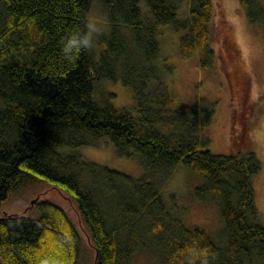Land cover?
<instances>
[{"label": "trees", "instance_id": "1", "mask_svg": "<svg viewBox=\"0 0 264 264\" xmlns=\"http://www.w3.org/2000/svg\"><path fill=\"white\" fill-rule=\"evenodd\" d=\"M236 1L249 23L264 25L261 0ZM93 3L108 29L97 49L68 63L60 41L85 30ZM212 14L211 0H0V201L32 196L41 184L59 187L90 244L60 205L37 199L33 213L0 214V264H130L149 248L157 264H264L253 187L259 159L252 151L211 153L201 131L214 103L203 98L179 110L164 80L172 66L161 55L160 28L180 33L179 54L199 53L209 68ZM103 80L130 89L131 110L109 102ZM101 138L119 156L137 153L142 177L77 151ZM179 164L202 180L195 198L218 207L217 241L169 213L161 187Z\"/></svg>", "mask_w": 264, "mask_h": 264}, {"label": "rangeland", "instance_id": "2", "mask_svg": "<svg viewBox=\"0 0 264 264\" xmlns=\"http://www.w3.org/2000/svg\"><path fill=\"white\" fill-rule=\"evenodd\" d=\"M211 1L213 65L201 68L199 53L181 56L177 46L180 33L162 26L158 36L160 51L165 62L172 66L164 80L175 97V108L179 110H186L203 98L214 103L211 122L201 131L209 139L207 149L211 153L252 151L259 159L261 168L253 180V187L260 223L264 226V25L249 23L236 0ZM261 3L264 9V0ZM87 24L95 25L99 29L98 35L108 29L103 13L95 3L89 9ZM97 47L96 41L94 49ZM99 89L105 94H113L109 102L118 108L131 110L134 105L130 89L119 81L103 80ZM77 151L89 161L134 178L142 177L145 171L137 153L119 156L105 138L99 139L95 146H83ZM201 185L202 180L196 174L179 164L163 181L161 194L170 214L179 217L185 226L203 228L217 241L221 238L223 224L216 203L195 198V189ZM36 197L60 205L90 250L74 202L59 187L41 184L32 196L0 201V214L33 213L36 201L32 205L30 202ZM150 251L149 248L136 252L130 264H157Z\"/></svg>", "mask_w": 264, "mask_h": 264}, {"label": "clouds", "instance_id": "3", "mask_svg": "<svg viewBox=\"0 0 264 264\" xmlns=\"http://www.w3.org/2000/svg\"><path fill=\"white\" fill-rule=\"evenodd\" d=\"M99 29L93 24H86L84 31L72 32L63 37L59 44L60 55L68 63H73L81 52L91 51L96 46ZM203 256H207L205 251ZM202 264H207L205 259Z\"/></svg>", "mask_w": 264, "mask_h": 264}, {"label": "water", "instance_id": "4", "mask_svg": "<svg viewBox=\"0 0 264 264\" xmlns=\"http://www.w3.org/2000/svg\"><path fill=\"white\" fill-rule=\"evenodd\" d=\"M37 197L31 200L30 205H32L35 201H37ZM24 211H26V209Z\"/></svg>", "mask_w": 264, "mask_h": 264}]
</instances>
